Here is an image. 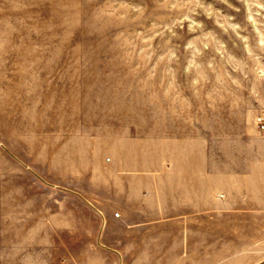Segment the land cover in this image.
<instances>
[{
  "label": "rangeland",
  "instance_id": "rangeland-1",
  "mask_svg": "<svg viewBox=\"0 0 264 264\" xmlns=\"http://www.w3.org/2000/svg\"><path fill=\"white\" fill-rule=\"evenodd\" d=\"M261 118L264 0H0V264H264Z\"/></svg>",
  "mask_w": 264,
  "mask_h": 264
},
{
  "label": "built area",
  "instance_id": "built-area-1",
  "mask_svg": "<svg viewBox=\"0 0 264 264\" xmlns=\"http://www.w3.org/2000/svg\"><path fill=\"white\" fill-rule=\"evenodd\" d=\"M259 122L261 124V127L264 128V120L261 118L259 119ZM116 216H119V213H116Z\"/></svg>",
  "mask_w": 264,
  "mask_h": 264
}]
</instances>
